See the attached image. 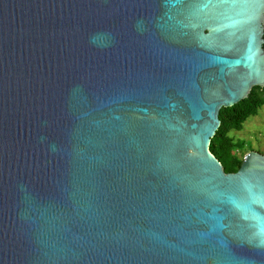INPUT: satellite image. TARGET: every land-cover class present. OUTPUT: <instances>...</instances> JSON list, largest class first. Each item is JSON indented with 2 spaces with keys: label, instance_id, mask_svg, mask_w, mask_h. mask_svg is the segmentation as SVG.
Returning <instances> with one entry per match:
<instances>
[{
  "label": "water",
  "instance_id": "obj_1",
  "mask_svg": "<svg viewBox=\"0 0 264 264\" xmlns=\"http://www.w3.org/2000/svg\"><path fill=\"white\" fill-rule=\"evenodd\" d=\"M255 87L264 0H0V264H264Z\"/></svg>",
  "mask_w": 264,
  "mask_h": 264
},
{
  "label": "trees",
  "instance_id": "obj_2",
  "mask_svg": "<svg viewBox=\"0 0 264 264\" xmlns=\"http://www.w3.org/2000/svg\"><path fill=\"white\" fill-rule=\"evenodd\" d=\"M264 106V88L255 87L249 97L231 108H223L220 112L221 126L211 140L210 152L219 160L226 173H236L240 169L244 157L252 151L243 140L230 136L232 131H241L245 122L257 116Z\"/></svg>",
  "mask_w": 264,
  "mask_h": 264
},
{
  "label": "rangeland",
  "instance_id": "obj_3",
  "mask_svg": "<svg viewBox=\"0 0 264 264\" xmlns=\"http://www.w3.org/2000/svg\"><path fill=\"white\" fill-rule=\"evenodd\" d=\"M230 136L245 141L248 149L264 154V106L257 116L245 122L241 131H232Z\"/></svg>",
  "mask_w": 264,
  "mask_h": 264
}]
</instances>
